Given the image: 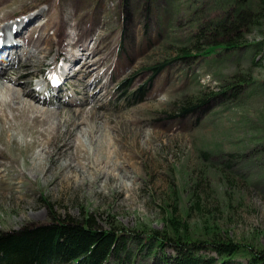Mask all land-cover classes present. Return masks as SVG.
<instances>
[{"label": "rangeland", "instance_id": "obj_1", "mask_svg": "<svg viewBox=\"0 0 264 264\" xmlns=\"http://www.w3.org/2000/svg\"><path fill=\"white\" fill-rule=\"evenodd\" d=\"M43 1L47 5L38 6ZM40 11L51 51L26 79L34 87L36 77L53 69L55 56L66 57L77 43L79 66L86 54L89 65L66 88L70 94L74 87L80 105H59L62 97L50 106L58 104V120H74L79 108L89 117L74 120L77 127L67 133L65 124L48 129L30 114L22 117L14 102L12 109L0 103V169H7L0 171V233L87 217L96 230L127 240L118 242L122 252L108 253L106 264H164L179 241L230 242L238 250L229 260L208 246L193 255L211 264H251L249 252H264V4L5 0L0 18L8 16L0 25ZM241 13L247 20L240 44L204 45L209 33ZM204 30L196 52L195 36ZM18 70L3 72L16 78ZM97 75L93 85H104L101 97L84 103V93L95 90L81 77L91 82ZM188 105L196 106L182 114ZM79 128L87 129L82 144ZM37 153L41 172L31 168ZM68 163L76 167L67 171ZM139 236L162 247L154 244L146 254Z\"/></svg>", "mask_w": 264, "mask_h": 264}, {"label": "trees", "instance_id": "obj_2", "mask_svg": "<svg viewBox=\"0 0 264 264\" xmlns=\"http://www.w3.org/2000/svg\"><path fill=\"white\" fill-rule=\"evenodd\" d=\"M243 1V0H242ZM241 4V3H239ZM260 4H264V0H260ZM247 15L241 13L238 17L228 25H222L220 29L214 30L215 33H209L210 40L204 45L209 46H234L242 42L241 32L246 24ZM217 31V32H216ZM209 31H201L195 36L194 49L200 51L198 41L201 35H207ZM189 53L183 50L182 54ZM205 53V52H204ZM209 51H206V54ZM164 64L154 67V73L160 71ZM182 111V114L191 112L196 105H188ZM112 231L96 230L91 226V219L85 217L82 221H74L73 219H59L52 223L42 226H25L16 231L0 233V264H47L50 261L57 264H106V258L111 251L114 253L122 252L123 241H127L123 236L115 235ZM157 236V235H156ZM151 238L156 239V237ZM138 241H142V246H147L146 254L150 253V249L154 244L159 243L143 236L135 237ZM164 241V240H162ZM169 246L171 242H168ZM156 245V246H157ZM208 246L210 250L219 257L231 258L235 256L238 247L230 242H213L212 244L175 242L172 247L174 255L172 259L163 260L164 264H211V259H199L193 255L194 251L204 249ZM162 247V244L160 245ZM251 264H264V252H249ZM229 260V259H228ZM108 264V263H107ZM111 264V263H109ZM223 264V263H222Z\"/></svg>", "mask_w": 264, "mask_h": 264}, {"label": "bare ground", "instance_id": "obj_3", "mask_svg": "<svg viewBox=\"0 0 264 264\" xmlns=\"http://www.w3.org/2000/svg\"><path fill=\"white\" fill-rule=\"evenodd\" d=\"M5 2V0H0V11L3 9V3ZM43 11H40L38 13H34L32 16L27 17L25 20H18L16 22H12L11 24H3L0 25V31L3 32L2 36L4 39H6L7 41L3 40V45L4 48L1 47L0 49V65L1 62L3 61H8V54L6 55V59L3 60L2 58V54L5 52H8L9 49L11 50H16V52H20V54L24 53L26 51L21 50L18 48L19 44L17 43H11L9 41V35L12 34V30L16 31L17 34H20L22 31H25V28L27 27V25L29 24V22L31 20L34 21H39V16H41V14H43ZM8 15L0 18V22L3 21V19H5ZM48 25L44 24V22H39L38 24H36V26L32 27L33 30L30 31L29 36L26 39L25 42V48L28 49V52H26V56L23 59L18 60L16 68H18V74L16 76V78L13 77H7L6 73H4L2 70L0 71V103L2 105L5 106H10L12 109V105L11 103L14 102V109L20 111V114L22 117H27L28 114L29 117L32 119V121L34 123H46L47 124V128L48 129H54L57 127H60L61 125L65 126L67 125V130L66 132H69V129L72 128H76L75 127V121H77L79 124L83 123L84 121L87 120V118L89 117L88 114L87 115H82L79 114L81 113V109H77L76 111H78L77 113H74V120L72 119H68V120H58V109H54V108H45L43 105H45L43 102H40V100L37 98L35 92L31 89L26 90L24 89L22 90H18L15 87V85L19 84V82L22 84H24L25 87H27L30 83V81L28 79H26L27 77H29V75H31V73H29V68L35 65V62H41V60L46 57L48 55V53L51 51V43H50V39L49 37L46 35V29H47ZM12 29V30H11ZM38 30V36L36 38H32L31 35L32 33H35L33 31ZM15 41V40H13ZM61 42V41H60ZM59 42V43H60ZM56 53H58V51H56ZM91 54V53H90ZM88 54H86L85 57V64L83 66H85L87 69L89 63H88ZM3 61H2V60ZM82 66V67H83ZM1 69V68H0ZM84 72V71H83ZM89 74V71L86 72V75ZM88 77V81L85 85V88H91L94 87L93 84H97L98 80L100 79L99 75H97L91 82H90V78L89 76H84L81 77L83 79H87ZM80 80V79H79ZM80 82V81H79ZM82 84V83H81ZM27 85V86H26ZM99 85L95 86L93 89L95 90L93 93H91V95H88L87 93H83L85 94L86 98L84 100V103H88L89 100L94 97L98 96V99L101 97V94L98 95L99 90L104 86H100ZM98 87V88H96ZM84 88V87H83ZM74 92V90L71 91V93ZM79 101V100H78ZM70 104H72L74 107H78L80 105V103L72 100L70 101ZM59 107V106H58ZM65 124V125H64ZM84 129V128H83ZM82 128H79V134H76V138H77V142L78 144H82L83 141V137L84 134L87 133V129L83 130ZM97 131V129H96ZM89 132V131H88ZM99 146V144L97 145V147ZM0 159H2V155L0 153ZM42 160H43V156L40 155V153L36 154V162L33 163L32 165V169H36V171L41 172V164H42ZM1 165V164H0ZM74 167H76L74 165ZM73 165H71L70 163L66 164L64 166V168H66L67 171H70L71 169L74 168ZM7 169H3L1 168L0 171L5 172ZM36 175V173H35ZM34 175V176H35ZM68 177H65L64 180H67ZM79 179H83V178H79Z\"/></svg>", "mask_w": 264, "mask_h": 264}]
</instances>
